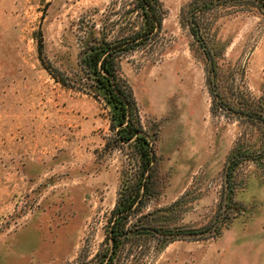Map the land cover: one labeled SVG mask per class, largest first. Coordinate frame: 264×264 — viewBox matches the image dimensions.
Returning <instances> with one entry per match:
<instances>
[{
  "label": "rangeland",
  "instance_id": "rangeland-1",
  "mask_svg": "<svg viewBox=\"0 0 264 264\" xmlns=\"http://www.w3.org/2000/svg\"><path fill=\"white\" fill-rule=\"evenodd\" d=\"M148 1L0 0V264H264V0ZM112 46L154 158L117 220L144 162L89 74Z\"/></svg>",
  "mask_w": 264,
  "mask_h": 264
},
{
  "label": "trees",
  "instance_id": "trees-1",
  "mask_svg": "<svg viewBox=\"0 0 264 264\" xmlns=\"http://www.w3.org/2000/svg\"><path fill=\"white\" fill-rule=\"evenodd\" d=\"M141 5L146 10L147 17L153 22L156 19L155 15L149 9L148 0H140ZM155 23V21L153 22ZM152 27L149 31H153ZM116 47H108V49L94 48L86 57V62L91 78L96 82V86L102 92L107 102L112 105L111 124L115 127L117 138L126 143H132L138 146L140 155L144 162V170L140 178L133 185H127L121 190L118 207L116 209V218L125 217L133 210V207L146 193L144 188L147 187V177L145 172L150 168L153 161L151 154L150 139L143 131L142 126L136 122L134 113V99L130 89H127L124 84H120L119 75L116 71L114 60ZM65 83V79H60ZM115 220V221H116ZM123 226L117 221L114 222L110 228V237L115 242L117 248L118 243L123 237L121 234L125 233ZM120 243V242H119ZM116 253V249L114 251Z\"/></svg>",
  "mask_w": 264,
  "mask_h": 264
}]
</instances>
